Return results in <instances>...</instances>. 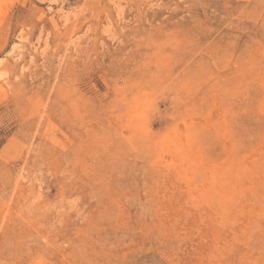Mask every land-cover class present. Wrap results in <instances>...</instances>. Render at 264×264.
<instances>
[{"label":"rangeland","instance_id":"374dc122","mask_svg":"<svg viewBox=\"0 0 264 264\" xmlns=\"http://www.w3.org/2000/svg\"><path fill=\"white\" fill-rule=\"evenodd\" d=\"M0 264H264V0H0Z\"/></svg>","mask_w":264,"mask_h":264},{"label":"bare ground","instance_id":"6f19581e","mask_svg":"<svg viewBox=\"0 0 264 264\" xmlns=\"http://www.w3.org/2000/svg\"><path fill=\"white\" fill-rule=\"evenodd\" d=\"M159 161V160H158Z\"/></svg>","mask_w":264,"mask_h":264}]
</instances>
